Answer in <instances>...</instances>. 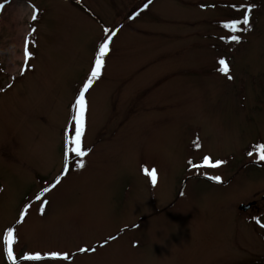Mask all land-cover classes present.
<instances>
[{"label": "rangeland", "instance_id": "rangeland-1", "mask_svg": "<svg viewBox=\"0 0 264 264\" xmlns=\"http://www.w3.org/2000/svg\"><path fill=\"white\" fill-rule=\"evenodd\" d=\"M11 1L0 0L6 24ZM16 1L30 12L15 70L0 29V264H261L264 0ZM234 20L237 31L224 27ZM106 29L86 94L88 154L66 165Z\"/></svg>", "mask_w": 264, "mask_h": 264}, {"label": "snow or ice", "instance_id": "snow-or-ice-1", "mask_svg": "<svg viewBox=\"0 0 264 264\" xmlns=\"http://www.w3.org/2000/svg\"><path fill=\"white\" fill-rule=\"evenodd\" d=\"M149 2H151V0H149ZM2 7L3 5L0 4V8ZM145 7H147V5H145ZM251 10H252L251 7H249L248 13H250ZM32 19L35 20L36 16L33 15ZM240 23L241 21L234 20L230 23H226L224 27L232 29L233 31H237L238 30L237 26ZM242 23L243 25L248 26L245 30H248V28H250L249 14L244 15ZM32 31L35 32V29H32ZM105 32H106V36L98 47L97 53L95 55V63L91 69L90 76L83 84L82 89L80 90L78 96L75 98L76 116L73 117L75 121V128H74L75 135L74 137L68 138L66 141L67 145H69V147H67L66 149V154H65L66 165H67L68 153H74L77 158L85 157L88 154V152L85 151L82 147V139H83L85 124H86V113L88 110V101L86 99V94L89 92V89L93 85L94 81H96L101 76V70L104 67L105 57L109 54V51H110L109 45L111 43L112 35H114L115 33L111 32V30H108V29H106ZM231 39L236 42H239L240 40L239 36H236V35L232 36ZM25 57L27 58L31 57V53L27 51V48H25ZM219 64L222 66L220 71L227 74L228 65L226 64L225 60L221 59L219 61ZM229 79H231L230 76H229ZM259 155H260V159L264 160V144L259 145ZM221 163L223 162L217 161L215 165H213L209 157L207 156L204 157V166H219ZM84 166H85L84 160L79 159L77 162V167L83 168ZM149 175L151 178L152 185H155L157 183V178H158L156 170L152 169ZM60 179H61L60 177L56 178V182L52 185L53 188L56 187V185L60 183ZM213 179L219 181L220 177L216 176V177H213ZM44 191L47 192L49 191V189H45ZM40 195H43V193L39 194L37 196V199L40 198ZM27 210L28 208L26 207L24 209V212L26 213ZM23 218H24V215L22 213L21 218H20L21 221L23 220ZM255 219H256L257 224H259L261 227H264V223H261L260 218H255ZM14 231L15 230L13 228L11 227L8 228L6 234L3 237L4 244L6 245V248H7L8 257L9 259L13 261L15 260V257L13 256L12 245L16 241V237L14 236ZM81 251H86V250L81 249ZM50 255H51V258L56 259L59 257L60 254L57 252H52ZM63 258L67 259V255H65ZM24 259L25 260H41L42 257L39 253H37L35 255H26Z\"/></svg>", "mask_w": 264, "mask_h": 264}, {"label": "bare ground", "instance_id": "bare-ground-1", "mask_svg": "<svg viewBox=\"0 0 264 264\" xmlns=\"http://www.w3.org/2000/svg\"><path fill=\"white\" fill-rule=\"evenodd\" d=\"M3 12L8 14L7 24L4 23L3 18H0V29L5 28L7 36H10L11 42V53L13 58L11 59L10 70H15L17 68L16 61L22 60L23 56L18 53L17 49L20 51L23 49V37L27 35L28 28L24 24V19L27 18L30 12V7L24 2L11 1L4 5ZM4 15V14H3ZM21 38V40H20ZM6 40H4L5 42ZM3 42V44H4ZM2 44V46H3Z\"/></svg>", "mask_w": 264, "mask_h": 264}, {"label": "water", "instance_id": "water-1", "mask_svg": "<svg viewBox=\"0 0 264 264\" xmlns=\"http://www.w3.org/2000/svg\"><path fill=\"white\" fill-rule=\"evenodd\" d=\"M248 207H249V204H247V205L241 204L240 205V209H242V210H246Z\"/></svg>", "mask_w": 264, "mask_h": 264}, {"label": "trees", "instance_id": "trees-1", "mask_svg": "<svg viewBox=\"0 0 264 264\" xmlns=\"http://www.w3.org/2000/svg\"><path fill=\"white\" fill-rule=\"evenodd\" d=\"M261 264H264V261Z\"/></svg>", "mask_w": 264, "mask_h": 264}]
</instances>
